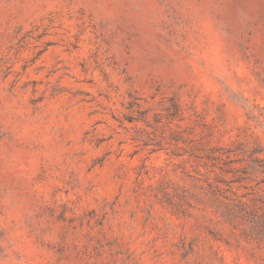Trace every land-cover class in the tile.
<instances>
[{
  "label": "rangeland",
  "instance_id": "rangeland-1",
  "mask_svg": "<svg viewBox=\"0 0 264 264\" xmlns=\"http://www.w3.org/2000/svg\"><path fill=\"white\" fill-rule=\"evenodd\" d=\"M0 264H264V0H0Z\"/></svg>",
  "mask_w": 264,
  "mask_h": 264
}]
</instances>
